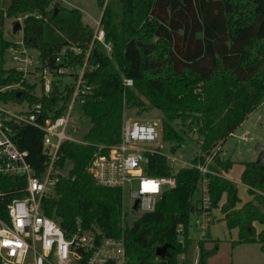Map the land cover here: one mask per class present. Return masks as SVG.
Wrapping results in <instances>:
<instances>
[{"label":"trees","instance_id":"obj_1","mask_svg":"<svg viewBox=\"0 0 264 264\" xmlns=\"http://www.w3.org/2000/svg\"><path fill=\"white\" fill-rule=\"evenodd\" d=\"M102 10L100 24L110 56L93 46L89 64L97 65L85 75L92 87L84 102L76 104L87 129L81 142L63 141L55 168L59 171L53 194L42 202L45 216L55 220L70 235L78 227L99 239H124L125 264H179L188 258L193 240L188 237L191 215L197 214L194 195L199 192L201 173L184 166L173 172L164 155H146L143 172L150 177H173L175 186L165 187L154 209L140 212L131 222L124 215L121 227L122 192L100 186L89 171L94 158L120 139L126 110L140 114L147 105L161 114L162 141L183 143L172 123L195 131L200 152L192 165H204L248 115L264 101V0H97ZM22 20L23 41L52 65L62 49L69 63L80 65L93 29L82 21L81 12L67 9L58 0H10L0 8V103H40L43 117L62 115L72 89L59 92L57 81L46 95H35L33 85L14 68H6V51L12 41L5 37L4 24ZM13 30V28H12ZM19 31V30H18ZM18 31L16 33H18ZM13 35V31L11 33ZM131 79L132 86L123 84ZM19 84L17 88H9ZM58 108V109H55ZM55 109V110H54ZM41 122V118L38 120ZM12 141L27 152V161L37 176L45 170L47 155L43 133L28 124L10 123ZM215 153L207 163L208 209L219 208L228 229H237L231 246L258 244L264 254V161L245 162L240 182L251 199L239 208L235 183L224 178L233 162ZM64 172V173H63ZM25 179L0 173V220L8 222V206L23 196ZM224 202L219 206L221 199ZM254 224L261 225L256 231ZM181 228L178 236L177 229ZM179 237L182 238L180 241ZM197 241V264H209L218 251ZM167 245V257L156 256V248Z\"/></svg>","mask_w":264,"mask_h":264},{"label":"built area","instance_id":"obj_2","mask_svg":"<svg viewBox=\"0 0 264 264\" xmlns=\"http://www.w3.org/2000/svg\"><path fill=\"white\" fill-rule=\"evenodd\" d=\"M26 16L16 19L20 24L19 37L12 41L6 51L12 68L26 81L36 78L41 95L49 96L55 79L61 77L71 79L69 87L72 93L68 109L56 118H53L52 111L48 117H43L44 110L40 103L18 111H8L0 106V173L22 177L26 183L23 196L12 200L8 206V222L0 220V264H125L122 234L117 238L99 239L94 233L84 232L78 227L68 235L55 220L44 215L42 208L43 200L53 194L59 179L55 162L58 160L60 144L66 140L77 142L66 134V129L72 105L83 103L85 96L92 90L85 80V75L97 67L88 62L90 52L93 46H97L106 56H110L112 45L106 41L99 19L80 65L69 63V52L74 55L83 52L77 46H69L67 53L62 49L53 64L49 65L39 57L35 49L27 47L23 41L22 20ZM123 84L131 87L132 80L123 79ZM17 87L19 84L7 89ZM40 118L41 122H38ZM10 123L28 124L42 131L43 151L47 160L41 176H37L28 163L27 152L20 151L12 141L13 130ZM161 134L160 119L149 123L124 116L119 141L107 147L100 146L99 148H106L107 153L97 155L89 168L96 183L103 187L118 188L121 192L127 188L134 201H137L138 211H152L162 189L175 186L172 176L150 177L143 172L147 154L164 155L161 151ZM241 139L246 140V137L242 136ZM206 165L207 163L186 165L196 168L202 177L199 187L202 213L196 222L201 241L206 240L209 219L206 218L209 206L207 181L204 178V174L208 172ZM120 218L124 229L123 213ZM177 234L181 235L180 227ZM179 239L182 240L181 237ZM179 258V264H185L184 254ZM190 264H197V256Z\"/></svg>","mask_w":264,"mask_h":264},{"label":"rangeland","instance_id":"obj_3","mask_svg":"<svg viewBox=\"0 0 264 264\" xmlns=\"http://www.w3.org/2000/svg\"><path fill=\"white\" fill-rule=\"evenodd\" d=\"M106 1V0H105ZM61 4L67 9H77L81 12L82 21L90 25L92 29L96 27V22L100 19L102 10H100L97 0H60ZM10 3V0H0V8L5 9ZM13 23L12 19H8L5 21L4 29H5V37L11 41H14L19 37V33H12ZM94 32V30H93ZM6 68H11L12 63L9 58L6 56L5 62ZM55 81L58 82L56 86L59 89V92L63 90V86L67 85L68 87L71 84V79L61 77L56 78ZM29 85H33V93L35 95L40 94V87L36 78H30L27 80ZM70 101L67 104V108L69 106ZM76 104L74 103L71 107V115L68 123V127L66 129V134L74 139L77 142H81L82 132L87 129V120L80 115V112L74 108ZM0 106L8 111H18L26 108V103H0ZM65 110V112H66ZM135 110H126L124 116L152 123L157 119L161 121V114L159 111L149 107L147 105L146 110H143L140 114H135ZM179 134L180 137L183 138V143L178 145L173 141L163 142L161 138V151L167 157L169 165L172 166L173 170L176 171L179 168L186 166L187 164H191V162L199 156L200 146L198 141V136L195 131L186 132V127L179 125V123H172ZM162 128V126H161ZM241 135H245L246 140L241 139ZM162 137V134H161ZM264 145V105H260L256 109H254L248 117L243 121V123L233 132L231 136H229L224 144L223 150L220 149L216 152H219V157L221 159H226V156L222 153V151H229L227 158L228 160L233 162L231 175L235 176L237 172H239V167L241 166V162L245 161H257L259 156V151L256 149L257 146ZM220 148V147H219ZM172 149L175 151L172 153ZM207 159L206 163L212 160V157L215 156V153ZM175 159V161H172ZM264 161V158L262 159ZM236 161V163H234ZM64 173V172H63ZM238 179V177H237ZM136 185V183H135ZM238 190V197L240 198V204H244L247 201V193L244 190V186L242 184H236ZM246 199V200H245ZM134 203V199L131 197L130 192L127 188L122 191V207L121 212L126 216L127 222H131L136 216L140 213V211H133L132 206ZM201 207V205H200ZM197 214L191 215L188 223V237L194 241L199 240L200 230L197 228L196 222L200 219V214L202 213L201 208H196ZM213 209L209 210L206 215L208 219V232L210 241L217 242L218 251L215 255L209 259V264H232V251H231V238H233V230L228 229L225 221L214 219L211 216V212ZM224 218V215H223ZM261 225L257 224L256 228L258 229ZM207 245H211V243ZM197 246V244H196ZM189 259L190 262L195 259V256L198 255V248L195 247L189 251ZM195 253V254H194ZM185 257V256H184ZM198 257V256H197ZM180 259V258H179ZM186 259V257H185Z\"/></svg>","mask_w":264,"mask_h":264},{"label":"crops","instance_id":"obj_4","mask_svg":"<svg viewBox=\"0 0 264 264\" xmlns=\"http://www.w3.org/2000/svg\"><path fill=\"white\" fill-rule=\"evenodd\" d=\"M261 105H264V101H263V103ZM241 136H245V135H241ZM224 144L218 150H220V149L223 150ZM174 151H175V149H172V153ZM222 153L226 156V159L225 160H228L227 155H228L229 151H225V152L222 151ZM245 162H251V161H245ZM245 162H241V166L239 167V172H237V174L235 176L231 175V172L230 171H231L232 167L227 172H223L222 173V176L224 178L232 181L235 184H242L240 182V175H241V172L243 171V164ZM234 163H236V161ZM237 177H238V179H237ZM244 190L247 193L246 186H244ZM247 197L248 198H246V199H247V201H249L251 199V197L249 195H247ZM224 200H225V198L223 196V198L221 199V202H220L219 206L224 202ZM239 200H240V198H239ZM194 202L196 203V207L197 208H200V204H201V202H200V192H198V193H196L194 195ZM240 206H241V204L239 202L237 204V208H239ZM211 216L214 217L213 220H215V219L223 220V214L221 213V211H220L219 208L213 209L212 212H211ZM256 226H257V224H254V227H255L256 231L259 232L262 227H259L257 229ZM208 230H209V228H208ZM232 230H233L234 234H233V238H231V243L234 242V241H236V239H237V229H232ZM209 235L210 234L208 232V240L210 241ZM197 241H198V239H197ZM197 241H194L193 240V244H192V248L193 249H195V247H197L196 246ZM208 244H210V242H208ZM206 245H207V243H206ZM210 246L207 245V247H210ZM230 247H231L232 259H233L232 264H264V254L260 251L258 244H255V243H253V244H240V245H237V246H234V247H232V246H230Z\"/></svg>","mask_w":264,"mask_h":264},{"label":"water","instance_id":"obj_5","mask_svg":"<svg viewBox=\"0 0 264 264\" xmlns=\"http://www.w3.org/2000/svg\"><path fill=\"white\" fill-rule=\"evenodd\" d=\"M20 29V24L16 22L13 26V32L16 33ZM256 149L259 151V156L257 159V162H261L264 158V145L257 146ZM133 211L137 210V201H134L132 206ZM167 245H164L162 247L156 248V256L160 258H164L168 256V253L166 251Z\"/></svg>","mask_w":264,"mask_h":264}]
</instances>
